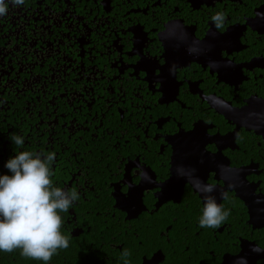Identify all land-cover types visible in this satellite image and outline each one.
Masks as SVG:
<instances>
[{"label": "flooded vegetation", "instance_id": "flooded-vegetation-1", "mask_svg": "<svg viewBox=\"0 0 264 264\" xmlns=\"http://www.w3.org/2000/svg\"><path fill=\"white\" fill-rule=\"evenodd\" d=\"M21 151L55 152L54 185L79 195L48 264H264V0L9 4L0 176Z\"/></svg>", "mask_w": 264, "mask_h": 264}, {"label": "clouds", "instance_id": "clouds-1", "mask_svg": "<svg viewBox=\"0 0 264 264\" xmlns=\"http://www.w3.org/2000/svg\"><path fill=\"white\" fill-rule=\"evenodd\" d=\"M9 4L21 7L26 0H0V18L7 15ZM224 18V13L212 17L217 28L223 26ZM10 140L16 147L25 142L15 133ZM55 160V152L21 151L6 163L11 175L0 176V252L13 253L19 249L23 257L48 264L58 250L69 247V239L61 232L60 213H67L79 195L74 188L64 190L54 185ZM225 198L222 193L221 199ZM228 215L215 197L208 196L199 223L201 227L216 228ZM129 255L125 249L121 257L124 264H129Z\"/></svg>", "mask_w": 264, "mask_h": 264}, {"label": "water", "instance_id": "water-1", "mask_svg": "<svg viewBox=\"0 0 264 264\" xmlns=\"http://www.w3.org/2000/svg\"><path fill=\"white\" fill-rule=\"evenodd\" d=\"M171 185H172V183H171ZM167 191H168V188H167ZM176 197H179L180 196V194H179V192L175 195ZM173 198H175V197H173ZM172 198V199H173ZM175 201H177L176 199H175Z\"/></svg>", "mask_w": 264, "mask_h": 264}]
</instances>
